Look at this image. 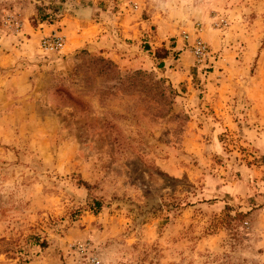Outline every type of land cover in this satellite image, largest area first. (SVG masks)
I'll use <instances>...</instances> for the list:
<instances>
[{
	"label": "rangeland",
	"instance_id": "374dc122",
	"mask_svg": "<svg viewBox=\"0 0 264 264\" xmlns=\"http://www.w3.org/2000/svg\"><path fill=\"white\" fill-rule=\"evenodd\" d=\"M0 264H264V0H0Z\"/></svg>",
	"mask_w": 264,
	"mask_h": 264
},
{
	"label": "built area",
	"instance_id": "2783aa9c",
	"mask_svg": "<svg viewBox=\"0 0 264 264\" xmlns=\"http://www.w3.org/2000/svg\"><path fill=\"white\" fill-rule=\"evenodd\" d=\"M63 44L64 39L62 35L51 33L49 35L43 36L40 39L39 46L44 52L58 53L61 51ZM189 46L190 52L197 60L203 58V56L206 55V45L199 37L196 36Z\"/></svg>",
	"mask_w": 264,
	"mask_h": 264
},
{
	"label": "crops",
	"instance_id": "0c3cea01",
	"mask_svg": "<svg viewBox=\"0 0 264 264\" xmlns=\"http://www.w3.org/2000/svg\"><path fill=\"white\" fill-rule=\"evenodd\" d=\"M73 31H74V33H75V36L79 35V34H78V33H79V28L76 30V28L73 27ZM128 35H129V33H128ZM96 39L98 40V37H95V39H94L95 43H100L101 41H105V39H102V38H101V39H99L100 41L98 42ZM121 44H124L123 41H122V43L120 42V45H121ZM80 45H86V42H82ZM97 45H99V44H97ZM101 45H103V44H101ZM163 45H166V43H163ZM101 47H102V46H97L98 50H99ZM134 47H136V46H134V44H132V48H134ZM176 47H177V44H175L174 46H171V47H170V50L173 51L174 49H176ZM124 49H125V47H124ZM128 53H129V52H127V54H128ZM152 53H153V52H151V55H152ZM128 57H130L132 61H137L138 58H139V57L134 56V54H131V56H128ZM151 60H152V59H150V58H149L148 60H145V61H144V64L149 63V64L151 65V64H152ZM160 60H165V59L161 58ZM146 61H148V62H146ZM218 122H219V126H220V127H223V126H224V124H223V122H222L221 120H219ZM200 127H202L203 129L206 128L204 125H201ZM208 129L211 130V128H208ZM193 132H194V131H193ZM194 133H195V132H194Z\"/></svg>",
	"mask_w": 264,
	"mask_h": 264
},
{
	"label": "trees",
	"instance_id": "16d2710c",
	"mask_svg": "<svg viewBox=\"0 0 264 264\" xmlns=\"http://www.w3.org/2000/svg\"><path fill=\"white\" fill-rule=\"evenodd\" d=\"M156 54V52H154V57L155 58H157V59H161L162 57H157V55H155ZM100 61H103V62H105V63H107V64H109V65H113L109 60H106V59H103V58H98ZM160 63V62H159ZM138 73H140V71H137ZM98 205V202L97 201H95L94 202V206H97Z\"/></svg>",
	"mask_w": 264,
	"mask_h": 264
}]
</instances>
